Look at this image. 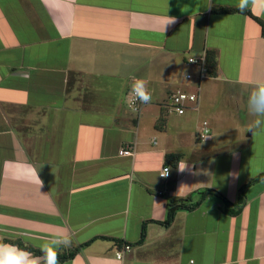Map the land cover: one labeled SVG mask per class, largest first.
Returning <instances> with one entry per match:
<instances>
[{
	"label": "crops",
	"instance_id": "0c3cea01",
	"mask_svg": "<svg viewBox=\"0 0 264 264\" xmlns=\"http://www.w3.org/2000/svg\"><path fill=\"white\" fill-rule=\"evenodd\" d=\"M237 4L0 0V242L39 250L50 234L70 237L59 253L90 242L60 264H113L124 243V264H264V125L247 103L264 80V15ZM208 52L216 75L184 115L170 112L172 93L195 91L188 59ZM135 78L152 94L139 115ZM207 189L236 206L243 191L245 203L230 213ZM190 196L163 224L169 202Z\"/></svg>",
	"mask_w": 264,
	"mask_h": 264
},
{
	"label": "clouds",
	"instance_id": "9594fccd",
	"mask_svg": "<svg viewBox=\"0 0 264 264\" xmlns=\"http://www.w3.org/2000/svg\"><path fill=\"white\" fill-rule=\"evenodd\" d=\"M237 8L239 12L252 11L254 14L259 12L264 15V0H238ZM174 22L175 18L169 17L163 26V31L166 25ZM251 88L252 91L247 101L248 109L250 114L256 117L254 126L259 127L264 125V106L257 103L259 97L264 96V80L252 82ZM131 93L134 97L133 103L138 100L142 104H148L152 100V95L148 89V82L142 78L134 79L131 85ZM178 168L180 171H184L186 166L180 164ZM168 174L169 170L165 168L160 175L166 177ZM31 177H34L40 186L42 185V181L35 169H31L28 178L30 179ZM70 244V237L50 234L39 245L42 255L37 256L17 244L0 242V264H60L59 251L61 248L69 247ZM111 259L113 260V264H124V253L118 251L116 256Z\"/></svg>",
	"mask_w": 264,
	"mask_h": 264
},
{
	"label": "built area",
	"instance_id": "2783aa9c",
	"mask_svg": "<svg viewBox=\"0 0 264 264\" xmlns=\"http://www.w3.org/2000/svg\"><path fill=\"white\" fill-rule=\"evenodd\" d=\"M188 62H189V64L197 66V68L199 70L198 76L196 77L197 79L195 81L196 82L195 83V91L194 92H187L184 90H178V91L172 93V95L169 98L168 103L165 104L166 108L170 112H174L178 115H184L190 109V106L192 104H195L199 101L200 92H201V88H202V82L205 79L210 77L209 69L207 66L206 54H203L200 57H190L188 59ZM186 78L188 80H193L194 75L192 73H189L186 75ZM133 99H134L133 94L130 93L129 109L135 115H139L141 113L142 109L151 103L150 102L148 104H142L138 100L135 103H133ZM202 133H203V137L209 136L211 134L209 122H207V121L203 122ZM120 154L123 156H132L133 155V149H132V147H129L127 149H123L122 151H120ZM165 168H167L169 170V174L166 177L161 176L163 179L169 178L170 172H171L170 167L167 166ZM130 250H131V246L125 245L119 252L124 253V256H125V254L127 252H129ZM187 264H194V261H190Z\"/></svg>",
	"mask_w": 264,
	"mask_h": 264
},
{
	"label": "trees",
	"instance_id": "16d2710c",
	"mask_svg": "<svg viewBox=\"0 0 264 264\" xmlns=\"http://www.w3.org/2000/svg\"><path fill=\"white\" fill-rule=\"evenodd\" d=\"M263 36H264V29H263ZM206 58H207V66L209 69V73L211 74V76L216 75L217 59H216L215 53L214 52H208L206 55ZM167 158H168V162H170V161L178 162L182 158V154H169ZM259 179H260V177L253 179L252 181L247 183L244 187L248 186L252 182H255ZM200 193L203 196H206L208 194H215V195L219 196L220 198L223 199V201H225L226 208L231 207L229 209V212L231 211L230 213H233V214H237L242 209V205L245 203V194L243 193V191L241 193V202H240L241 206L233 205L223 195H220L219 193H217L215 190H212V189L203 190ZM190 200H191V196L187 199H179L176 201H170L168 204L169 211H168L167 220L163 224L170 225L172 223V221L174 220L178 210H180V209H191L192 207H189L186 205V203ZM232 206H234V207H232ZM235 208H238V209L235 210ZM145 232H146V225H144V227H143V233H142L143 237L145 236ZM103 239H105V238H103ZM14 243L19 245L21 248H24L28 251H31L32 253H34L37 256L42 255L40 250H36V249L29 247V246H26L20 242H14ZM89 244H90V242L86 243L85 245H89ZM124 244L127 245V243H124ZM85 245H83V246H85ZM83 246H81V247H83ZM81 247H77V248H75L69 252L59 253V261L60 262H66V261L74 259L77 256V254L80 252Z\"/></svg>",
	"mask_w": 264,
	"mask_h": 264
},
{
	"label": "rangeland",
	"instance_id": "374dc122",
	"mask_svg": "<svg viewBox=\"0 0 264 264\" xmlns=\"http://www.w3.org/2000/svg\"><path fill=\"white\" fill-rule=\"evenodd\" d=\"M196 68H197V66H196ZM173 117H175V116H173ZM174 119V118H173ZM185 117H181L180 119H178V122L180 121V123H182V121H185ZM197 122H196V120H194L192 123H190V127L191 128H194L195 127V124H196ZM202 125H203V121H202ZM189 127V125H188V127H186L188 130H190L191 128ZM187 130V131H188ZM186 131V132H187ZM191 131H188V133H190ZM203 148V147H202Z\"/></svg>",
	"mask_w": 264,
	"mask_h": 264
}]
</instances>
